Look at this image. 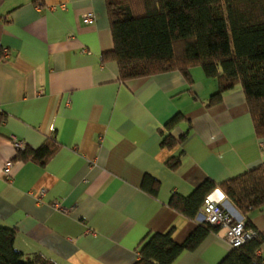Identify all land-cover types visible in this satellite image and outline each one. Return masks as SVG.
<instances>
[{"label":"crops","instance_id":"0c3cea01","mask_svg":"<svg viewBox=\"0 0 264 264\" xmlns=\"http://www.w3.org/2000/svg\"><path fill=\"white\" fill-rule=\"evenodd\" d=\"M112 48L105 0H0V225L16 229L14 246L27 255L133 264L149 233L171 229L182 242L198 222L169 207L173 194L264 163L239 84L209 104L218 82L198 65L191 83L177 70L121 81L115 61L102 59ZM161 130L187 137L163 147ZM11 136L30 148L53 138L58 148L42 166L12 162ZM145 175L158 181L156 195L141 188ZM208 196L239 214L219 187ZM248 219L264 254V206ZM230 249L218 228L171 264H218Z\"/></svg>","mask_w":264,"mask_h":264},{"label":"trees","instance_id":"16d2710c","mask_svg":"<svg viewBox=\"0 0 264 264\" xmlns=\"http://www.w3.org/2000/svg\"><path fill=\"white\" fill-rule=\"evenodd\" d=\"M105 5L113 48L102 59L115 61L121 81L177 70L191 83L190 69L198 65L218 82L209 104L239 84L255 133L264 136V0H105ZM183 116L175 113L163 127L169 132ZM160 132L161 145L167 148L182 144L187 137L186 132L177 138ZM57 148L49 138L37 148L16 150L11 161L42 166ZM179 163L178 157L167 161L172 169ZM216 187L233 203L245 227H252L248 213L264 206V163L219 183L205 178L190 194H173L168 205L193 220ZM141 188L156 195L158 181L145 175ZM217 229L197 222L182 242L172 238L171 229L151 232L140 242L133 264H171L181 251L194 249ZM15 236L14 227L0 225V264H56L40 254L17 250ZM261 239L258 232L255 238L231 248L218 264H264L256 254Z\"/></svg>","mask_w":264,"mask_h":264},{"label":"built area","instance_id":"2783aa9c","mask_svg":"<svg viewBox=\"0 0 264 264\" xmlns=\"http://www.w3.org/2000/svg\"><path fill=\"white\" fill-rule=\"evenodd\" d=\"M93 16L92 12L84 14V19L90 20ZM4 56L7 55V51H3ZM11 142L16 150L24 149L25 144L23 141L11 136ZM11 162L8 160L2 167V174L11 177L10 171ZM43 190L41 191V194ZM58 207L59 205L56 204ZM195 219L198 222H207L212 226L218 227L223 230V238L230 248H237L247 241L255 238L258 235V231L253 227H245V221L243 217L238 213H233L214 199L209 196L205 197ZM258 256H261L264 263V254L256 251Z\"/></svg>","mask_w":264,"mask_h":264}]
</instances>
